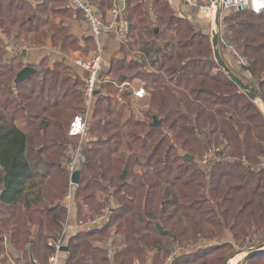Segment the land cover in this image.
<instances>
[{
  "label": "trees",
  "instance_id": "trees-1",
  "mask_svg": "<svg viewBox=\"0 0 264 264\" xmlns=\"http://www.w3.org/2000/svg\"><path fill=\"white\" fill-rule=\"evenodd\" d=\"M132 3L133 0H127L130 18L137 12L140 15L149 14V10H143L139 8L141 5L134 6ZM151 5L155 6L153 13L157 16V25H165L164 31L170 32L171 36L166 37L165 42L159 43L152 26L145 27L146 33L153 36L154 42L144 47V53L147 57L159 55L160 58L153 61L157 69L155 73L143 72L140 77L147 83L146 88L151 93L147 115L152 118V115L156 114L163 122L159 127L151 128L149 121L135 120L134 114L126 115L120 108L112 106L113 98L103 94L101 90L102 94L97 98L93 129L108 135V139H100L107 147L96 150L93 147L86 148L87 161L83 165L81 181L75 195L76 200H85V204L79 206L78 221H88L96 217L97 212L108 204L112 196L119 202V206L109 213L110 223L117 222L125 213L130 214L131 218L145 224L146 233L141 235L137 229H131L125 236V249L118 251L111 259L107 251V240L111 236L108 229L111 224L105 223L92 230H80L69 239L65 264H136L134 261H127L126 257L133 253L145 256L149 249L155 252L153 262L163 255L165 259L173 257L171 264H224L232 254H221L214 263H207L206 260L203 262L204 257L214 254L216 249L219 251V248L224 246L218 243L214 251L200 250L196 254L185 253L174 257V242L165 246L161 239L171 237L175 241L177 232L167 229L169 233L162 234L153 223L159 222L167 228L166 223L171 220L177 223L184 216L194 220L195 233L196 219L201 215L200 219L221 227L220 232L228 228V231L234 233V230L243 227L241 220H244L245 229L256 225L255 219L250 218V214L256 210L260 212L259 222L263 223L264 228V209L260 202L256 203L257 198L264 197V168L259 172L256 169L264 158V113L260 105L218 65L213 48L206 43L207 38L203 37L196 25L172 13L166 0H154ZM33 12L32 5L22 0H0V30L10 39L32 40L35 35H31L30 39L29 34L38 31L35 19L39 23H47V20ZM29 16L33 17L32 21L28 19ZM137 25H132L131 35L135 33ZM218 31L221 35L220 27ZM223 32L230 42L236 43L249 57L251 66L247 70L255 76L257 69L264 68V12L256 13L251 9H244L226 14ZM140 37L143 39L142 29ZM0 43L3 44L0 45V54L4 56L5 42L0 39ZM8 63L5 60V73L0 69V77L11 75L6 80V85L0 81L1 85L6 86L7 95L6 103L0 101V202L13 208L23 203L29 212L28 215L25 213L26 215L21 216H28V220L37 216L36 225L40 228V233L31 246L34 255L39 256L42 249H45L50 258L54 246L49 243V239L56 237V232H52L51 227L63 225L67 215V210L60 204V200L69 187L63 163L69 157L68 142L65 143L64 140L70 136L68 132L61 131L60 139L64 140L45 145L44 149L38 152L33 147L32 133L52 125L61 128L65 117L72 110L81 109V83L72 77L68 67L60 62L55 63L53 69L44 66L31 79L16 83L17 72L12 65H6ZM121 65L124 67L126 63ZM128 67H132L131 63ZM18 87H25L28 94L26 98L31 100L25 105L16 100L22 97L20 93L15 92ZM256 89L259 100L264 104V77ZM3 94L0 89V96ZM127 95L125 92L124 96ZM12 104H15V107L10 112L8 109ZM27 109L30 112L32 109L40 111L32 114L30 121L26 119L27 125H31V133L18 124L20 112ZM34 118L39 120L35 121ZM136 126L147 127L144 138L131 131ZM158 130H163V134L168 131V135H179L174 138L175 145L169 148L172 151L174 147L171 155L168 154V149H159L160 143L154 146L149 143V137ZM201 135L204 137L200 139ZM182 136L184 140L181 143L179 138ZM214 140L217 145L222 140H228L227 145L230 144L233 149L226 151L224 145L220 152L224 153V157L212 161L209 165L211 170L205 173L195 159L198 151H207L209 144ZM137 143L139 145H136ZM122 147H128V150L122 151ZM178 147L185 150V155L192 154L195 159H187L179 152ZM105 150L122 152L123 156L116 161L125 165L128 170L124 179H121L122 171L116 178L108 175L110 168L101 163L106 157L101 154ZM127 151L132 154L127 156ZM90 153L96 156L101 154L102 158L92 162ZM131 156L133 160H130ZM178 161L182 163L174 167ZM42 162L52 170L40 173L39 165ZM136 163L141 165V169H138L140 173L128 180L130 167ZM5 176L9 180L8 187H5ZM51 179L55 184L48 182ZM115 179L119 184L110 191L109 196L101 195L102 191H108V186L103 182ZM251 183L256 187H250ZM47 185L51 189L65 191L62 195L57 191L53 192ZM207 187L208 190L203 191ZM95 189H101V192L96 193ZM243 190H246L244 194L241 193ZM237 194L242 195L238 197ZM156 196L159 197L158 200ZM203 202L208 205H203ZM85 208L86 213L83 216ZM205 212L211 214L209 219L203 217ZM213 214L216 215L215 218ZM30 226H26V232H23L25 227L14 228L12 241L20 250H24L25 244L31 242L33 234ZM121 228L119 224L116 232H120ZM45 231L47 234L41 233ZM185 232H188V228L179 235L183 236ZM247 258L264 259V250L248 255ZM143 262L140 264H146V261Z\"/></svg>",
  "mask_w": 264,
  "mask_h": 264
},
{
  "label": "crops",
  "instance_id": "crops-1",
  "mask_svg": "<svg viewBox=\"0 0 264 264\" xmlns=\"http://www.w3.org/2000/svg\"><path fill=\"white\" fill-rule=\"evenodd\" d=\"M22 1L27 4H31L34 9L33 13L41 16L44 20H47V23H43V22L39 23L35 19V24L38 25L37 26L38 31L35 32L34 34L31 33L28 36L31 39L32 37L31 35L33 36L35 35V38H33L32 40H26V41H24L25 39L22 38L23 40L22 44H25L24 45L25 48L20 50V53H15L14 50H10L11 47L9 46V44L10 43H21V42L13 38L10 39L6 36V62H9L6 65L13 66L14 71L17 72L16 77L19 71H21L24 67L30 65L36 68V72L33 73L31 76L32 78L44 66L53 69L56 66L55 63H58V62L63 63L66 67H68V70L70 71V75H72V77H74L75 79H78L81 83L80 91L83 93L81 94V99H82V105L80 106L81 111L76 113L74 116L84 113L86 109L84 89H85V79L87 77V72L83 68L76 65L73 60L77 57H83V58L89 57L93 51L94 42H93V38L91 37L89 33L88 26L84 20L82 13L75 10L70 5L69 0H22ZM90 1L94 4L100 16L102 17L104 25L106 27V32H107L106 33V53H105V61H104V71L102 73V77H101L102 81L98 87V90L96 93L95 104H94V107L91 113V118H90V125H91V120L94 119V113H95V109L97 105V98L100 95V93L102 94L101 90H103V94L113 98L112 104H115L114 107L117 109L120 108L121 110H123L124 114L125 112L129 111L132 108L131 107L132 106L131 97L133 96V94L136 95L141 90H143L144 93L143 95H140V96H142V99H144V101L147 102V106L150 107L149 98H150L151 93L149 92V89L146 88L147 83L140 76H141V73L143 72L145 74L155 73L157 69L153 65V61L155 59L160 58V56L153 55V57L151 58V57H147L146 54L144 53L145 52L144 47L148 43L154 42L153 36H149L146 33L147 30L145 27L152 26L151 28L154 31L155 38L158 40L159 43L165 42L166 37L171 36V34L170 32L168 33L164 31L165 25H163L162 27H159L157 25L158 22L157 20H155L157 19V16H155V14L153 13L155 6L151 5V2L154 0H133L132 5L134 6L141 5L139 6V8H142L143 10H149V14L140 15L138 14L139 12H137L135 15H133L132 18L129 17V12L127 9L128 7L127 0H99L100 1L99 3H96L94 0H90ZM166 1L169 4V10L172 13H174L178 17L185 18L186 20L196 25L198 29L201 31V33L204 35L203 36L204 38L205 37L207 38L209 35L212 37L213 32L215 30L217 31L216 25H215L216 13L214 17H209L204 12L187 6L183 0H166ZM211 1L212 0H202L204 4H209ZM63 2H67V5L65 7H60V6L55 5V3H63ZM114 9H116L117 12H113ZM235 11H239V10L238 9L236 10L235 9H232V10L222 9L221 16H220V31L222 34L220 35V42H219L220 47H221V53L225 61L228 63V65H230L233 71L236 68H234L232 61L235 62V60H234V57L231 55V53L226 51L224 48L225 45L223 43V39L226 35L224 34L225 32H223V28L225 25V15L235 12ZM53 16H54V19L52 21ZM28 19L32 21L33 17L29 16ZM138 20H141V21H138ZM135 24H138V25L136 27L135 33L131 35V30H132L131 27L132 25H135ZM154 25H157V26H154ZM67 27L70 30L69 34L68 35L62 34L63 36L59 40H62L64 43V40L71 38V44L77 43L78 46L81 47V49L79 48L76 51H68L61 45L62 43L57 44L55 42V38H57V34L61 32L63 29H67ZM141 29H142L143 39L140 37ZM156 29H158V32L155 31ZM160 35H161V38L159 39ZM211 42H212V38H211ZM87 44H90L91 48L87 49L86 48ZM24 51H25V54H24ZM109 58H111V61L108 63ZM123 62L126 63V66L124 67L121 65V63ZM129 63H131L132 67H128ZM114 64L116 65L113 68ZM107 65L109 66L108 70L106 69ZM241 70L244 71L243 69H240L239 71L236 70V71L242 72ZM242 75L247 76V75H244L243 73ZM29 79H26V80H29ZM135 81L139 82L137 88L133 86V83ZM15 82H16V79H15ZM113 85L116 86L115 89H116V92L118 93L117 95L112 96L104 92L105 86L113 87ZM125 92L128 94L127 97L124 96ZM146 119H148L147 113H146ZM152 122H150V127L155 128L151 126ZM161 123H162V120H161ZM67 132H68V129H67ZM88 143L90 144L89 141ZM88 143H87V146H88ZM76 145H77V140L74 146L72 147V149L71 148L69 149V147L67 146L68 149L70 150V154L66 160L70 158V156L72 155V151L74 150ZM44 147L45 145H42L39 147H35V149H37L38 152H41L44 149ZM89 148L91 149L92 146ZM43 161L45 162V160ZM65 161L63 163V167L66 170L65 173L69 179V172L66 168ZM200 161H197V164L200 165L202 170H207L206 168L211 163L207 166H204L201 164ZM44 162H42L39 165L40 173H43L48 170H52V168H49L50 166L48 165L46 166V164H43ZM82 168L83 166L80 169L81 176H82ZM263 168H264V165L260 167L259 170H257V172H259L260 169H263ZM65 194H67V192H65ZM65 194L63 195V198L60 200V204H62L66 208V206L64 205L65 197H66ZM55 205H57V202L55 203ZM118 206L119 204L117 202L114 203V205L111 206L112 211ZM78 210H79V205L75 197L74 207L72 210L73 213L71 214V218H70L71 225L74 228H75V225L79 222L78 221V214H79ZM28 212H29V209H26L23 203H19L17 207L13 208L12 206H8L6 204L4 205L0 202V213L2 214L6 213V217H3L4 219H1L0 221V228L2 227L5 228L6 226L5 228L6 235L4 234L0 235V240L3 242L4 246L6 247V253H7V256L5 259L6 264H40L39 259L37 255H34V251L31 246L35 243L37 234L40 233V228L36 225V221L38 220V218L35 215L31 220H28L29 218L28 216H21V214H25V213L28 215ZM66 214H67V211H66ZM66 219H67V215H66ZM4 220L6 222H4ZM26 226L27 227L30 226L33 236H32L30 244L29 243L25 244V249L20 250L13 243L12 234L14 232L15 227L16 228L25 227L23 229V232L24 231L26 232L27 231ZM61 226L57 227L55 225H52L51 229H52V232L53 231L56 232V237L49 239V243L51 241H55L58 238L60 231H61ZM81 230H84V229H81ZM88 230H92V229H88ZM41 233L47 234V231L41 232ZM70 237L66 240L63 246H68ZM22 242H24V239ZM110 246L111 244L108 242L107 251ZM68 250H69V247H68ZM64 252L65 253L63 257L66 262L68 251L67 252L64 251ZM109 256H113V255L109 254ZM176 256L178 255L174 254V257ZM232 257H234V255ZM169 264H171V262Z\"/></svg>",
  "mask_w": 264,
  "mask_h": 264
},
{
  "label": "rangeland",
  "instance_id": "rangeland-1",
  "mask_svg": "<svg viewBox=\"0 0 264 264\" xmlns=\"http://www.w3.org/2000/svg\"><path fill=\"white\" fill-rule=\"evenodd\" d=\"M94 1L96 3L100 2L99 0H94ZM55 5L60 6V7H65L67 5V2L55 3ZM26 13H28V12H21V14H26ZM53 19H54V16L52 17V21H53ZM69 32H70V30L68 27H67V29H63L61 32H59L57 34V38H55V42L57 44L62 43L61 45L65 49H67L68 51H76L79 48L81 49V47H79L77 43L71 44V38L64 40V43L62 40H59L63 36L62 34L68 35ZM211 38L212 37L209 35L206 39V43H208V45H211V47L213 48ZM0 39H2L5 42L4 44L6 46V36L4 33H2L1 30H0ZM22 41L23 40L19 41L21 43H10L9 44V46L11 47L10 50H14L15 53H20L21 48H19V46L25 45V44H22L23 43ZM231 43H234V42H231ZM234 44L237 45L236 43H234ZM0 45H3V44L0 43ZM237 47H238V45H237ZM86 48L87 49L91 48L90 44H87ZM224 48L226 51L229 52V49L226 46H224ZM220 49H221V47H220ZM239 50H240V48H239ZM240 51L243 52L242 50H240ZM243 54L249 60V57L244 52H243ZM2 55L3 54H0V62L2 63V65L0 66L1 67L0 69H2L4 72L6 70V66L4 64L5 60H6V52H5L4 56H2ZM258 55L262 56V54H258ZM110 61H111V58L108 59V63ZM232 62H233L234 68H236L234 70V72L237 75H239L246 83H249L253 87L257 88L259 86L261 79L264 77V70H263L264 68L261 67V68L257 69V73L254 76L250 72V70H247V69H249L248 68L249 66L248 67H240L236 64V62H234V61H232ZM249 62H250V60H249ZM106 69L107 70L109 69L108 65L106 66ZM240 69H243V70L245 69V70L244 71L241 70L242 72H238ZM236 70H238V71H236ZM242 73L244 75H247L248 77L243 76ZM10 77H11V75H8V76L3 75L0 77V81L2 80V83L6 85V80H8V78H10ZM138 84H139V82L135 81L133 83V86L135 88H137ZM5 85L0 84L1 93H4L3 95L0 96V101L6 103L7 95H6V86ZM115 88H116L115 85H113V87L105 86L104 92L107 93L108 95L115 96L118 94L116 92ZM15 92H17L18 94L20 93L22 95L20 100L19 99H16V100L20 101V103H22L23 105H25L31 101V100L26 98L28 96V94L26 93L27 90L25 89V87H18V89ZM137 94L136 95L133 94V96L131 97L132 98V106H131L132 108H131L130 112L126 110L127 112H125V114L132 113V114H134L135 120H143V121L147 120L149 122H152L153 121V115H156V114H153L152 118H150L148 116V119H146V113L148 112V110L150 108L147 106V102L144 101V99H142V96H140V95L138 96ZM12 96H14V94ZM13 98L14 97H11V99H13ZM257 103H258V105H260L261 111L264 113L262 102L260 100H258ZM114 105L115 104H112V106H114ZM14 107H15V104H12L8 110L11 112L14 110ZM5 110H6V107H5ZM80 111H81V109L79 111L78 110H72L65 117L63 127H61V128L52 125L49 128L40 129L39 132L32 133L33 134L32 135L33 147L35 148V147H39L42 145H53L55 143V141L58 142V141L64 140V139H62V140L60 139L59 133H61V131H64L65 133H67V129H68V126H69L71 120L73 119L74 115ZM36 112H40V111L37 109H32L30 112L27 109L26 111L20 112L21 114H19L20 118L18 121V124L20 125V127L24 128L25 130H27L28 132L31 133L32 132L31 131V129H32L31 125L30 126L27 125L28 121L26 122V119H28L30 121L32 119L31 115L36 113ZM102 116H103V114L101 113L100 117H102ZM157 117H158V119L162 120V118L160 116H157ZM34 119H35V121L39 120L38 118H34ZM111 119H113V118L111 117ZM162 122H163V120H162ZM93 123H94V119L91 120V125H90V135H89L90 136V139H89L90 144L88 143V146L86 148L89 149V147H91V146L95 150L98 148H102V147L106 148L107 145L100 142V139L101 140L102 139H108V135L103 133L102 131L96 130L95 128L93 129ZM155 128H157V127H155ZM131 131L137 133L138 135H141L142 138H144L146 136L145 133L147 131V127L146 126H140V127L136 126ZM162 131L163 130H158L154 135H151L149 137V143L152 146L156 145L157 143H160L159 149L161 151L168 149V154L171 155V153L174 151V147H172L173 148L172 151L169 150V148L171 147V145H175V139L174 138L178 137L179 135H172V134L168 135V134H166L168 131H166V132L164 131L165 133L163 134V133H161ZM199 137L201 139L204 137V135H201ZM125 139H127V138H125ZM131 139H132V137H131ZM179 139H181L180 142L182 143L184 140V137L182 136V138H179ZM112 140H115V139H112ZM64 142L65 143L68 142L67 145H68L69 149L70 148L72 149V147L76 143V140L72 139V138L68 139V137H67V139H65ZM112 142H110V143H112ZM138 142H140V141H138ZM227 143H228V140H222L219 143V145H217L216 140H214L211 144H209L210 146H208L209 147L208 150L210 148L211 149L212 148L213 149L218 148V146H220V145H221V147H219V148H221V150H222V149H224V145H225L227 148L226 151H231L233 149V147L230 144L227 145ZM122 144H124V143H122ZM136 145H139V144L137 143ZM121 149H122V151H124L126 149L128 150V147H126V148L122 147ZM178 150L180 153H182V155H185V150H183L181 147H178ZM208 150L207 151L206 150L205 151H203V150L198 151L196 159L194 158V156L192 154H188V155H192L193 156L192 160L195 159L197 162L207 154ZM47 153H48V151H47ZM69 154H70V150H69ZM101 154L106 156L105 157L106 159L103 157L104 159H103V161H101V163L104 165V167L110 168V171L108 173V175L110 177L116 178L117 175L119 174V172L122 171V173H123V171L125 169H126V171H128L127 168L124 167L125 165L116 161L119 157L123 156L121 151L109 152L108 150H105ZM101 154H99V156H96L95 154L92 155L90 153V155H91L90 158H93L91 161L94 162L95 160L102 158V157H100ZM126 154H127V156H130L132 153L130 151H127ZM48 155H49V153H48ZM186 155H185V157H186ZM223 156H224V153H221V157H223ZM134 158H135V156H134ZM130 160H133L132 156H131ZM65 162H67V160ZM179 163H182V162L178 161V163L174 164V167L176 165H178ZM263 165H264V158H263L262 162L256 166V169L259 170V168L262 167ZM140 166H141L140 164L136 163L130 167V172H129L130 176H129L128 180H132L134 178V176L139 172L138 169H141ZM206 169L207 170H204V172L209 173V171L211 170V166H208ZM175 172H177V170L174 171V173ZM173 175H175V174H171V176H173ZM126 176H127V172H126ZM124 178H121V179H124ZM48 182L50 184H55L53 179L49 180ZM103 184L108 186V191L107 192H104V191L101 192V189H98V190L95 189V192L96 193L101 192V195H104L105 197H107V195L109 196L110 191L114 190V188L119 184V182L115 179L114 181H111V180L105 181V182H103ZM48 187L53 192L57 191V193H61L62 195H63V192L65 191V189L64 190H58V189H51L50 186H48ZM250 187L253 188L256 186L251 183ZM207 190H208V187L206 189H203V191H207ZM201 191H202V189H201ZM245 192H246V190L241 191L242 194H244ZM242 194H237V196L240 197ZM158 199H159V197L156 196V200H158ZM77 200H78L79 206L80 205L82 206L83 204H85L84 199L78 198ZM256 200H257L256 203L258 204L260 202L262 209H264V197L263 198H257ZM184 201H187V200H184ZM116 202L117 201L114 199V197L111 196L108 204H106L104 206V208L107 205L113 206L114 203H116ZM208 203H210V201ZM208 203L203 202V205H208ZM118 204H119V202H118ZM103 209L100 210V212L98 211L95 216L102 213ZM84 213H86V208L83 210V216H84ZM89 213H91V212H89ZM259 213H260L259 211L255 210V212L253 214H250V218L253 217L256 221V225L253 228L245 229V226L243 225L244 220H241V223H243L241 226H243V227L234 230L235 231L234 233H232L231 231H228V228H224L222 230V232H220L221 227H217L216 225L210 224V222H205V220H203L202 218L200 219L201 215L199 216V218L196 219L197 229H196L195 233L193 230L194 229V225H193L194 220L188 219L184 216L182 217V219H179V221L177 223H174V220H171L170 222H168V224L166 223L165 225L167 228H165L159 222H154L153 224H154V226L157 224H160L166 230L167 229H173V231L177 232L178 235H177V238L175 241H173L174 239H172L171 237L161 239L162 243L165 246H169V245H171L172 242H174L172 244V246L174 247L173 248V251L175 252L174 254H177V255H181V254L184 255L185 253L196 254L200 250L205 252L207 250H213L216 247V244L218 243V244H223L224 246L220 245V246H222L219 248L221 250L218 251V249H216L217 252H215L214 254L208 255L207 257H204L203 262H204V260H206L207 263L208 262L214 263V261L217 260L219 255L222 254V256H225V255L232 254V256L234 255V257L231 256L232 257V258L230 257L231 259L229 258L226 260V261H228L229 264H264L263 258L261 260L247 258V256L251 253L250 252L251 249L253 250L256 247L264 244V228H263V223L259 222ZM110 214L108 215L109 218H110ZM210 215L211 214L209 212H205L203 214V217L205 219H207V218L209 219V217H211ZM3 217H6V213H3V214L0 213V221H1V219H4ZM215 217H216V215L213 214V218H215ZM4 222H6V221L4 220ZM108 223L111 224V226L108 229V233L110 232L111 236L108 238L107 243L109 242L113 248V252H114L113 256L116 253H118V251H120L121 249H125V245H124V243H126L125 236H126V234H129L131 229L132 230L137 229L138 233L141 235H145V233H146V230L144 229L145 224H142V223L134 220L133 218H131L130 214L125 213L124 216L122 218H120L117 222L113 221L110 223V221L108 220L107 224ZM119 224L122 226L121 231L116 232V229L117 228L119 229ZM5 228H6V226H5ZM5 228H3V227L0 228V235H2V234L6 235V229ZM185 228H188V232H185L183 234V236H180L179 234L181 233V231H184ZM152 237H153V235H152ZM213 251H211V252H213ZM48 255H49V252L46 251L45 249H42L40 255L37 256L39 259V263L40 264H48L49 263ZM153 255H154V251L149 249L145 253V256L141 253L140 254L133 253V254H129L126 257V259L129 262L134 261V262H136V264L144 263L143 261H146V264H169L173 258L172 256H169L167 259H165L162 255L161 257L156 258L155 261L153 262ZM6 256H7L6 247L4 246L3 242L0 240V262L2 264H6V260H5ZM113 256H109V257L113 258Z\"/></svg>",
  "mask_w": 264,
  "mask_h": 264
},
{
  "label": "built area",
  "instance_id": "built-area-1",
  "mask_svg": "<svg viewBox=\"0 0 264 264\" xmlns=\"http://www.w3.org/2000/svg\"><path fill=\"white\" fill-rule=\"evenodd\" d=\"M185 4L191 8L197 9L204 12L209 17H214L217 7L220 6L221 9H239V7L247 6V8L252 9L256 13L264 12V0H212L209 4H204L202 0H183ZM70 5L82 13L84 20L88 26L89 33L93 38L94 47L91 55L89 57H77L73 61L76 65L83 68L87 72V77L85 79V112L74 116L69 128L68 134L70 137L77 140V145L72 151V155L66 162V168L69 172V187L65 197L64 205L67 209V219L62 225L60 234L55 241H51L50 244L54 246V251L50 255V264H64V251L62 250L63 245L66 240L74 233L81 229H94L101 225H104L108 221V215L112 211L111 206H106L102 213L88 221H79L75 228L71 225V214L73 213L75 195L79 184L72 181V175L75 171L80 170L84 163L87 161V155L85 153V148L90 139V118L91 113L96 100V93L99 85L102 81V73L104 71V61L106 53V27L104 25L103 19L97 11L96 7L90 0H69ZM113 12H117L116 9ZM214 19V18H213ZM224 45L229 49V52L233 55L235 62L240 67L250 66L248 58L239 50L237 45L231 43L226 37L223 39ZM21 50L25 46H19ZM144 91L138 92V95H143ZM221 148H210L207 154L200 161L202 165L207 166L212 161L222 159ZM110 255H113V248L110 246L108 248ZM0 264H2L0 262Z\"/></svg>",
  "mask_w": 264,
  "mask_h": 264
},
{
  "label": "water",
  "instance_id": "water-1",
  "mask_svg": "<svg viewBox=\"0 0 264 264\" xmlns=\"http://www.w3.org/2000/svg\"><path fill=\"white\" fill-rule=\"evenodd\" d=\"M247 9V6H242L239 7L238 10H244ZM236 10V9H235ZM221 7L218 6L217 10H216V15H215V25H216V29L213 32L212 35V45H213V51H214V58L216 60V62L218 63V65L228 74V76L231 78L232 81H234L244 92H246L248 94V96L254 100H259V94L257 92L256 87L251 86L250 84L246 83L240 76H238L233 69L230 67V65L227 64V62L225 61L222 53H221V49H220V33L218 31V28L220 27V16H221ZM156 32H158V29L155 30ZM25 54V51H24ZM36 72V68L28 65L26 67H24L21 71H19L17 77H16V82H21L24 81L26 79L31 78L32 74ZM263 109H264V104H263ZM161 124V120L158 119V117L156 115L153 116V122L151 123L152 127H158ZM186 158L189 160L193 159L192 155H186ZM126 169L123 171L121 177L124 178L126 175ZM72 181L76 184H80L81 181V171L77 170L74 172V174L72 175ZM9 184V180L8 178L5 176V187H7ZM157 228L159 229V231L162 234H168V231L165 230L160 224H157ZM63 251H68V246H63L62 247ZM264 250V244L256 247L255 249H251V253L249 255H254L256 253H259L260 251ZM225 264H228V261L225 262Z\"/></svg>",
  "mask_w": 264,
  "mask_h": 264
},
{
  "label": "bare ground",
  "instance_id": "bare-ground-1",
  "mask_svg": "<svg viewBox=\"0 0 264 264\" xmlns=\"http://www.w3.org/2000/svg\"><path fill=\"white\" fill-rule=\"evenodd\" d=\"M257 3L259 4L260 3V0H258Z\"/></svg>",
  "mask_w": 264,
  "mask_h": 264
}]
</instances>
